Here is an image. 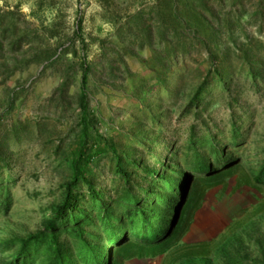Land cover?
Masks as SVG:
<instances>
[{
	"label": "rangeland",
	"instance_id": "obj_1",
	"mask_svg": "<svg viewBox=\"0 0 264 264\" xmlns=\"http://www.w3.org/2000/svg\"><path fill=\"white\" fill-rule=\"evenodd\" d=\"M0 15L10 65L0 70V179L13 201L0 243L35 233L61 200L84 54L94 128L118 150L155 140L153 165L165 145L206 136L237 160L236 177L205 191L179 248L125 264H184L188 254V264H264V192L242 187L244 202L232 192L264 164V0H3ZM14 37L22 45L10 52ZM96 167L108 190L110 156Z\"/></svg>",
	"mask_w": 264,
	"mask_h": 264
},
{
	"label": "trees",
	"instance_id": "obj_2",
	"mask_svg": "<svg viewBox=\"0 0 264 264\" xmlns=\"http://www.w3.org/2000/svg\"><path fill=\"white\" fill-rule=\"evenodd\" d=\"M4 17L0 15V70L10 66L3 59L6 45L2 34L9 31L3 27ZM15 29L10 28L12 35ZM81 30L79 21L75 34L80 36ZM21 41L14 37L6 48L14 52ZM79 41L83 47V39ZM16 62L12 59V64ZM80 70V131L66 160L70 178L62 185L61 200L42 212L35 233L0 243V264H125L162 257L182 244L205 191L226 185L237 175L236 158L206 136L191 138L180 149L165 145L164 156L153 165L148 161L154 157L151 145L155 140L139 139L118 150L114 139L105 140L94 128L84 54ZM144 108L156 122V110L146 103ZM103 156H110L112 162L108 190L98 187L101 182L95 175L96 162ZM3 163L0 157V165ZM10 181L0 179V218L12 208ZM246 186L264 192V164L232 192L243 195ZM195 257L188 254L182 260L188 264Z\"/></svg>",
	"mask_w": 264,
	"mask_h": 264
},
{
	"label": "bare ground",
	"instance_id": "obj_3",
	"mask_svg": "<svg viewBox=\"0 0 264 264\" xmlns=\"http://www.w3.org/2000/svg\"><path fill=\"white\" fill-rule=\"evenodd\" d=\"M236 199H238L239 201H245L244 196H242V194L239 192L236 196H234Z\"/></svg>",
	"mask_w": 264,
	"mask_h": 264
},
{
	"label": "clouds",
	"instance_id": "obj_4",
	"mask_svg": "<svg viewBox=\"0 0 264 264\" xmlns=\"http://www.w3.org/2000/svg\"><path fill=\"white\" fill-rule=\"evenodd\" d=\"M3 4V0H0V5H2ZM23 10H27L26 8L25 9H23Z\"/></svg>",
	"mask_w": 264,
	"mask_h": 264
}]
</instances>
